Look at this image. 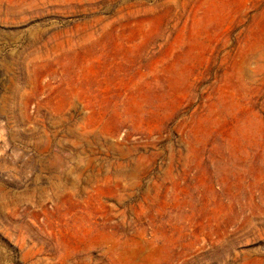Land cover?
Masks as SVG:
<instances>
[{
	"label": "rangeland",
	"instance_id": "1",
	"mask_svg": "<svg viewBox=\"0 0 264 264\" xmlns=\"http://www.w3.org/2000/svg\"><path fill=\"white\" fill-rule=\"evenodd\" d=\"M0 264H264V0H0Z\"/></svg>",
	"mask_w": 264,
	"mask_h": 264
}]
</instances>
